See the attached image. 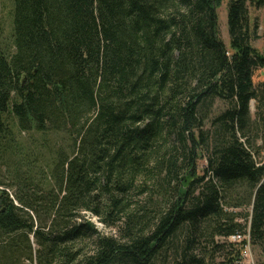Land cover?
I'll use <instances>...</instances> for the list:
<instances>
[{
    "label": "trees",
    "instance_id": "obj_1",
    "mask_svg": "<svg viewBox=\"0 0 264 264\" xmlns=\"http://www.w3.org/2000/svg\"><path fill=\"white\" fill-rule=\"evenodd\" d=\"M10 1L0 264H264V0Z\"/></svg>",
    "mask_w": 264,
    "mask_h": 264
},
{
    "label": "rangeland",
    "instance_id": "obj_2",
    "mask_svg": "<svg viewBox=\"0 0 264 264\" xmlns=\"http://www.w3.org/2000/svg\"><path fill=\"white\" fill-rule=\"evenodd\" d=\"M230 0H223L222 6L217 10L218 17H219V30L222 40L225 42L227 46L230 45V37L228 33V23H227V17H228V5ZM250 16L251 21L253 24H256L258 26V34L259 39H256L252 42L253 47H255L260 53L264 54V6L263 7H256L255 5H250ZM11 21V1L10 0H0V26L2 27H8V23ZM264 82V68L260 69L256 75H255V83L259 84ZM255 102L253 101L251 104V110L252 114H255ZM225 109V105L220 102L218 103V110L217 113H219L221 110ZM216 113V114H217ZM23 136L27 139L30 137L23 134ZM259 145L262 144V141L258 142ZM256 159L258 162L264 161V154L261 157H257ZM205 161L200 160L199 161V171L202 173V169L205 166ZM250 209L248 208L247 211ZM251 211V210H250ZM238 213L246 212L244 208L236 210ZM93 221L97 224L99 229L102 232L109 233L110 230L106 229L103 224H101L96 218H93ZM220 240V239H219ZM223 241V239H221ZM249 250L248 253L245 254L243 257L244 260L241 262V264H256L258 260L260 259V252L257 248H255L252 245L248 246ZM222 258L218 256V262L221 261Z\"/></svg>",
    "mask_w": 264,
    "mask_h": 264
},
{
    "label": "built area",
    "instance_id": "obj_3",
    "mask_svg": "<svg viewBox=\"0 0 264 264\" xmlns=\"http://www.w3.org/2000/svg\"><path fill=\"white\" fill-rule=\"evenodd\" d=\"M244 239H246L247 242H249V237H248V236H247V237H246V236L244 237V236H242V235L232 236V237L229 238V241H230V242H233V243H240V242H242ZM249 245H250L249 243L246 245L244 251L242 252V257H244L246 253H248V250H249L248 246H249ZM243 260H244V258H243Z\"/></svg>",
    "mask_w": 264,
    "mask_h": 264
}]
</instances>
